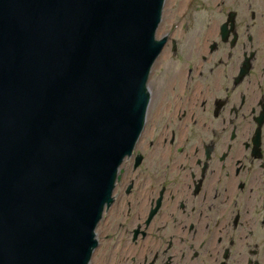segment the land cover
<instances>
[{
  "label": "water",
  "instance_id": "obj_1",
  "mask_svg": "<svg viewBox=\"0 0 264 264\" xmlns=\"http://www.w3.org/2000/svg\"><path fill=\"white\" fill-rule=\"evenodd\" d=\"M165 0H0V264H90L144 128Z\"/></svg>",
  "mask_w": 264,
  "mask_h": 264
},
{
  "label": "flooded vegetation",
  "instance_id": "obj_2",
  "mask_svg": "<svg viewBox=\"0 0 264 264\" xmlns=\"http://www.w3.org/2000/svg\"><path fill=\"white\" fill-rule=\"evenodd\" d=\"M149 91L91 264H264V0H166Z\"/></svg>",
  "mask_w": 264,
  "mask_h": 264
},
{
  "label": "rangeland",
  "instance_id": "obj_3",
  "mask_svg": "<svg viewBox=\"0 0 264 264\" xmlns=\"http://www.w3.org/2000/svg\"><path fill=\"white\" fill-rule=\"evenodd\" d=\"M190 0H177V4L189 3ZM165 36V8L162 16V23L159 27V32L157 33L158 38H163ZM162 56L159 57L157 63L155 64L149 86L150 88L157 90V87L161 84L165 85V50ZM164 57V58H163Z\"/></svg>",
  "mask_w": 264,
  "mask_h": 264
},
{
  "label": "bare ground",
  "instance_id": "obj_4",
  "mask_svg": "<svg viewBox=\"0 0 264 264\" xmlns=\"http://www.w3.org/2000/svg\"><path fill=\"white\" fill-rule=\"evenodd\" d=\"M158 32H159V29H158ZM157 39H158V37H157ZM164 58V57H163Z\"/></svg>",
  "mask_w": 264,
  "mask_h": 264
}]
</instances>
